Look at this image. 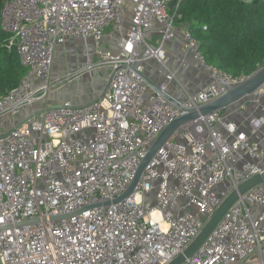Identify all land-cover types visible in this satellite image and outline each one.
Returning a JSON list of instances; mask_svg holds the SVG:
<instances>
[{
	"label": "built area",
	"instance_id": "obj_1",
	"mask_svg": "<svg viewBox=\"0 0 264 264\" xmlns=\"http://www.w3.org/2000/svg\"><path fill=\"white\" fill-rule=\"evenodd\" d=\"M182 1L5 4L1 27L11 36L26 73L0 99V264H171L234 192L264 174V136L258 141L264 116L251 119L245 133L223 112H214L181 126L133 193L116 203L158 137L183 115L160 93L152 92L147 100L148 86L141 77L145 64L156 60L160 73L177 81L165 62L168 42L179 40L210 78L199 93L172 97L185 108L203 106L225 95L226 87L247 80L205 61L197 39L178 21ZM127 7L132 13L119 51L105 50L107 31H124ZM154 28L161 41L156 47L145 39ZM69 38L86 45L94 41L99 62L90 63L88 70L109 67L111 76L115 73L107 92L84 106L67 101L3 134V116L16 117L47 98L54 87L56 49ZM36 80L43 84L33 89ZM263 88L254 94L256 101ZM159 90L169 95L166 84ZM263 185L240 195L183 264H242L261 252ZM255 207L262 209L257 215Z\"/></svg>",
	"mask_w": 264,
	"mask_h": 264
},
{
	"label": "crops",
	"instance_id": "obj_2",
	"mask_svg": "<svg viewBox=\"0 0 264 264\" xmlns=\"http://www.w3.org/2000/svg\"><path fill=\"white\" fill-rule=\"evenodd\" d=\"M131 9L125 8V29L118 32L115 27L109 29L104 38L105 50L117 53L118 44L126 34V28L129 26ZM146 41L152 46H159L161 41L157 28L147 30L145 33ZM180 39V37H179ZM166 64L176 74L177 81L169 79L160 73V63L155 61L157 66L152 65L151 61L145 64L143 75L150 82L146 99L148 100L155 87L168 86V94L176 99H183L186 93L195 95L210 84V78L195 61L192 55L188 54L179 40L170 41L166 44ZM99 57L95 52L94 41L88 40L86 45L83 39L69 38L64 45H59L55 52L53 72L51 81L54 86L47 98L39 101L32 107L24 108L16 117L10 115L3 116L1 119L2 129L6 132L24 123L32 116H40L44 111L53 107H60L67 101L75 106H84L94 102L99 98L109 82L111 69L109 67H95L88 70L89 64L96 65ZM225 72V71H224ZM42 80H36L33 83V89L41 87ZM183 87V88H181ZM170 86V89H169ZM172 88L174 92H172ZM170 91V92H169ZM244 107V110H241ZM37 116V117H38ZM223 116L227 121L236 123L242 132L247 133L249 121L253 118L264 116V89L261 98L256 101L254 95L246 98L242 102L226 109ZM4 122L2 123V120ZM7 119V120H6ZM10 124V125H9ZM218 130L223 129L218 126ZM264 136V130L259 136L261 142ZM264 147V139L261 142ZM264 188V185H263ZM254 211L259 214L262 209L255 207ZM264 260V247L261 252H257L245 260L242 264H260Z\"/></svg>",
	"mask_w": 264,
	"mask_h": 264
},
{
	"label": "trees",
	"instance_id": "obj_3",
	"mask_svg": "<svg viewBox=\"0 0 264 264\" xmlns=\"http://www.w3.org/2000/svg\"><path fill=\"white\" fill-rule=\"evenodd\" d=\"M0 99L19 85L26 70L10 35L1 27ZM178 21H188L205 61L234 77H250L264 66V0H183Z\"/></svg>",
	"mask_w": 264,
	"mask_h": 264
},
{
	"label": "water",
	"instance_id": "obj_4",
	"mask_svg": "<svg viewBox=\"0 0 264 264\" xmlns=\"http://www.w3.org/2000/svg\"><path fill=\"white\" fill-rule=\"evenodd\" d=\"M176 1H174L170 8H173ZM183 26L187 30H191L192 26L190 22L186 21L184 22ZM114 74H112L110 81L113 79ZM143 81L145 84L150 85V82L146 79L144 75H141ZM109 81V83H110ZM109 83L107 84L105 90L103 91V95L107 92L109 88ZM264 87V66L257 70L253 75L247 78L246 81L242 82L241 84L237 86H228L226 87L227 92L222 97L213 100L203 106H200L198 108H185L181 106L179 103H177L172 97H170L167 94L162 93L158 87H155L154 90L157 93H160L162 96H164L170 103H172L174 106H176L178 109L181 110L183 115L176 119L173 123H171L164 131L163 133L158 137V139L155 141V143L150 148L146 158L143 160L142 164L140 165L136 178L130 187V189L125 193L120 199L116 201V203L128 198L137 185L140 182V179L145 172L146 168L149 166L151 161L155 158L157 152L165 145V143L170 140L175 132L183 125L197 121L201 119L202 117H206L214 112H224L226 109L234 106L235 104H238L245 100L248 97L253 96L255 93H257L259 90H261ZM57 108V107H53ZM52 109V108H51ZM50 110V109H48ZM32 116L31 118L37 117ZM31 118L26 120L24 123L18 126L20 128L22 125L27 123ZM264 184V174L257 176L245 184H243L238 191L234 192L220 207V209L216 212V214L213 216L211 221L207 224L204 231L201 233V235L195 240V242L182 254L179 256L175 261H173L171 264H183L186 260V258H189L192 256L204 243V241L208 238L212 230L215 228V226L218 224V222L221 220V218L224 216V214L227 212V210L238 200L239 196L249 191L251 188ZM109 205V204H106ZM101 205H97V207H100Z\"/></svg>",
	"mask_w": 264,
	"mask_h": 264
},
{
	"label": "rangeland",
	"instance_id": "obj_5",
	"mask_svg": "<svg viewBox=\"0 0 264 264\" xmlns=\"http://www.w3.org/2000/svg\"><path fill=\"white\" fill-rule=\"evenodd\" d=\"M155 61H156V60H153V62H152V60H151V62H152L151 64L154 65V66H157V64L155 63ZM53 89H54V87H53ZM169 89H170V86H169ZM263 89H264V88H263ZM169 92H170V91H169ZM172 92H174V89H173V88H172ZM6 120H7V119H6ZM3 122H4V119L2 120V123H3ZM9 125H10V124H9ZM9 131H10V130H9ZM9 131H8V132H9ZM2 133H3V134H6L7 132H6L4 129H2Z\"/></svg>",
	"mask_w": 264,
	"mask_h": 264
}]
</instances>
